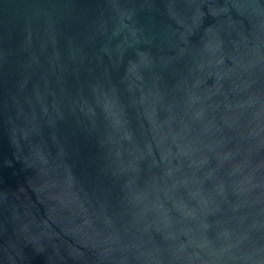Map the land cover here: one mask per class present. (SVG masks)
Here are the masks:
<instances>
[{"label":"water","instance_id":"1","mask_svg":"<svg viewBox=\"0 0 264 264\" xmlns=\"http://www.w3.org/2000/svg\"><path fill=\"white\" fill-rule=\"evenodd\" d=\"M0 264H264V0H0Z\"/></svg>","mask_w":264,"mask_h":264}]
</instances>
